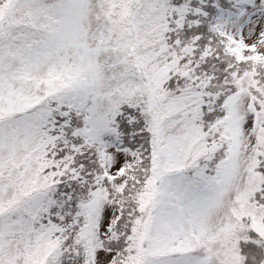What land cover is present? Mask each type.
<instances>
[{"label":"snow or ice","instance_id":"6c2138e0","mask_svg":"<svg viewBox=\"0 0 264 264\" xmlns=\"http://www.w3.org/2000/svg\"><path fill=\"white\" fill-rule=\"evenodd\" d=\"M0 264H264V0H0Z\"/></svg>","mask_w":264,"mask_h":264}]
</instances>
